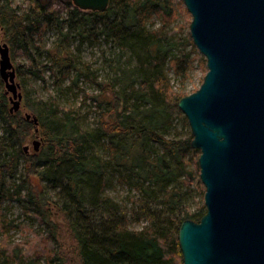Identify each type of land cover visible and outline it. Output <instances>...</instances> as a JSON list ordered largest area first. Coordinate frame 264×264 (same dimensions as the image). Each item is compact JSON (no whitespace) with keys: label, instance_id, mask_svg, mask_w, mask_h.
I'll use <instances>...</instances> for the list:
<instances>
[{"label":"trees","instance_id":"16d2710c","mask_svg":"<svg viewBox=\"0 0 264 264\" xmlns=\"http://www.w3.org/2000/svg\"><path fill=\"white\" fill-rule=\"evenodd\" d=\"M68 3L67 17H59L42 0H25L20 5L0 0V28L11 46L12 59L19 53L25 58L17 66L18 74L45 80L51 71L58 80L62 73L61 86L71 71L76 72L74 84L85 75L98 91L88 93L86 99L91 98L101 109L99 125L91 128L83 125L80 108L51 96L41 101L40 108L35 106L44 148L34 154L25 152L24 147L11 153L14 146L22 144V134L30 132L31 123L8 110L6 92L0 91L4 122L0 203L11 184L17 198L26 202L48 229L46 234L13 246L0 236V264H183L180 225L186 219L199 221L207 209L203 204L192 211L185 203L184 191L194 179L188 155L199 150L191 146L192 135L168 136L171 118L181 117L179 100L187 94L173 90L166 62L171 57V67L185 75L196 47L191 41V52L173 51L180 41L172 36L176 29L169 30L175 15L172 0H110L105 11L82 10L72 0ZM154 15L162 24L153 29L148 23ZM47 28H59L63 36L53 49L45 50L40 38ZM75 31L80 35L77 51L98 31L113 41L120 53L130 52L128 64L112 65L113 75L99 79L91 63L64 43ZM45 51L50 53L49 59H42ZM150 143L160 145L163 151L147 159ZM102 145H107L117 165L143 180L145 196L164 198L165 207L158 205L160 211L150 202L136 201L139 216L148 222L141 229L130 227L125 209L104 193L108 164L100 154ZM20 165L25 177L17 183L13 180ZM7 175L13 178L10 183ZM30 175L47 185L41 186ZM62 238L74 243L76 258L63 248Z\"/></svg>","mask_w":264,"mask_h":264},{"label":"water","instance_id":"95a60500","mask_svg":"<svg viewBox=\"0 0 264 264\" xmlns=\"http://www.w3.org/2000/svg\"><path fill=\"white\" fill-rule=\"evenodd\" d=\"M105 11L110 0H72ZM191 37L207 60L201 86L179 100L198 149L206 213L179 229L183 264H264V0H183ZM0 76L11 94L23 92L7 42L0 44ZM25 118L35 125L36 114ZM34 150L41 141H33ZM25 152L30 145H24Z\"/></svg>","mask_w":264,"mask_h":264},{"label":"rangeland","instance_id":"374dc122","mask_svg":"<svg viewBox=\"0 0 264 264\" xmlns=\"http://www.w3.org/2000/svg\"><path fill=\"white\" fill-rule=\"evenodd\" d=\"M25 0H13L14 5L23 4ZM43 3L51 9L56 11L59 17H67V11L69 9V0H42ZM172 5L175 10L174 21L170 25L169 30L175 28L173 31V37L176 42L180 41V44L174 46L173 51L177 54H180L183 51H190L192 49L190 24L192 21V15L187 10L183 0H172ZM65 24V23H63ZM149 26L151 28H157L162 24L161 18L154 15L150 21ZM67 31V26L64 28V32ZM89 32V31H87ZM89 36V39L85 41L81 46V51H77L76 46L79 43L80 35L77 31L72 32L68 36V41L64 40V43L70 44L71 48L74 51L82 56L83 60L88 61L92 65V69L96 73V76L99 79H108L113 75V66L118 65L125 67L128 64V60L131 56L130 52L120 53L116 48L115 43L110 39H106L98 31L93 32ZM62 33L59 28H47V30L41 36V42L45 46V50L53 49L59 42V38L62 37ZM7 42L6 34L2 28H0V44ZM9 44V43H8ZM194 44V42H193ZM195 45V44H194ZM10 46V44H9ZM196 47V46H195ZM11 49V46H10ZM51 57L50 53L43 52L42 59H49ZM192 61L187 65V71L185 75H179L176 73L173 67L169 64L168 58L166 62V72L170 79V84L172 85L173 90L177 91L180 94L186 93L191 94L196 91L202 84L204 77L208 71L207 60L204 55L200 53L196 47L195 52H191ZM13 63L16 67L18 64L24 63L25 58L20 53L13 58ZM206 61V62H205ZM76 72L71 71L70 74L62 81V86L59 81H61L62 73H59L58 80H55L56 76L50 71L47 73L46 79H36L29 78L27 75H19L17 72V81L21 84V90L23 92V101L22 107L18 112H15L20 118L25 119V113H34L36 114V109L40 108V103L43 100L49 99L51 96H54L56 100L60 103H68L70 105L73 103L75 108H80V112L83 117V125L91 128H95L99 125V120L101 118V109L97 106V103L91 98H87L88 93H96L97 86L85 75L78 80L77 84L73 83ZM61 75V76H60ZM68 87V89H66ZM6 91L5 82L0 76V91ZM8 97V110L12 103L10 102L11 94H6ZM34 106V108L32 107ZM181 112V117H172L171 126L168 128L169 137H189L192 135L191 126L187 117L184 113ZM30 132L22 134L23 141L21 145L14 146L10 151L11 153L17 152L19 149L23 148L24 145H30V151L28 154H34L33 141H41V150L45 146V138L41 132L39 134L35 131V125L31 122ZM4 122L0 118V134L3 132ZM22 129L20 132L22 133ZM193 136V135H192ZM106 137L101 140V144L106 141ZM195 149V148H194ZM162 153V148L160 145L149 144V150L145 152V158H150L151 154H155L157 151ZM198 150V149H197ZM151 152V153H150ZM100 154L104 157L105 161L108 164L106 170V187L104 193L109 195L112 199L119 203V205L125 209L127 213V220L130 227L135 229H141L147 225V219L143 216H139L138 207L139 203L136 201H145L150 202L156 209L161 210V206L165 207L164 198H155L153 200L150 197L145 196L143 191V180L138 178L134 173H131L124 167L117 165L114 161L112 152L107 149V145L101 147ZM201 152L191 151L188 155L190 164L188 169L193 172L194 179L190 181V189H186L184 192L186 194V205L192 210L196 211L200 206L205 204V191L206 188L200 178V165L199 157ZM23 166L20 165L18 171L15 173V180L17 183L21 182L25 177ZM30 178H34L36 183L42 185H47V182H40L33 175H30ZM7 181L13 179L10 175L6 177ZM27 179V178H26ZM27 183V182H26ZM27 184H30L28 181ZM26 184V185H27ZM148 185V183H147ZM9 192H7L6 198L0 203V219L3 221L2 230L0 232L1 238L6 240V243H9L11 246L14 244H20L27 241L30 237L32 238L38 234H46L47 230L45 224H41L40 219L34 214L33 210H30L28 204L24 201H21L17 198L14 187L11 184L7 185ZM153 190V188H150ZM27 190V187L24 188V191ZM155 191V190H154ZM54 194V192L52 191ZM156 195V194H153ZM158 199V200H156ZM63 243V248L69 253L70 257H75L73 253L74 243L71 242L68 238L61 240ZM62 246V245H61ZM76 260L75 262H77ZM71 262V261H70ZM45 264V262H43ZM74 264V262H71Z\"/></svg>","mask_w":264,"mask_h":264},{"label":"flooded vegetation","instance_id":"af4514ba","mask_svg":"<svg viewBox=\"0 0 264 264\" xmlns=\"http://www.w3.org/2000/svg\"><path fill=\"white\" fill-rule=\"evenodd\" d=\"M10 102H11V100H10Z\"/></svg>","mask_w":264,"mask_h":264}]
</instances>
